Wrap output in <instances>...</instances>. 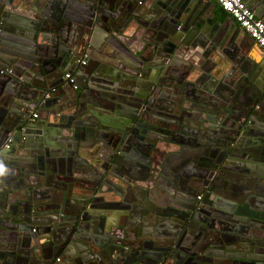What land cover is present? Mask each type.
<instances>
[{"label": "water", "instance_id": "water-1", "mask_svg": "<svg viewBox=\"0 0 264 264\" xmlns=\"http://www.w3.org/2000/svg\"><path fill=\"white\" fill-rule=\"evenodd\" d=\"M214 9L213 0H0V264H264V52ZM102 51L114 63L100 61L106 75L94 85L80 60L95 69ZM133 58L150 68L146 79ZM72 71L85 93L65 84L46 98ZM163 71L173 73L169 97L152 92ZM185 141L205 153L192 145L199 168L184 172L189 191L170 205L180 214L151 200L174 196L146 171L140 201L155 208H142L134 235L127 197L139 196L121 169L133 160L138 171L147 157L156 168L164 154L186 160ZM148 226L150 237L139 234ZM129 233L143 247L170 246L135 250Z\"/></svg>", "mask_w": 264, "mask_h": 264}, {"label": "flooded vegetation", "instance_id": "flooded-vegetation-1", "mask_svg": "<svg viewBox=\"0 0 264 264\" xmlns=\"http://www.w3.org/2000/svg\"><path fill=\"white\" fill-rule=\"evenodd\" d=\"M160 38H163L162 35H160ZM170 50H172V47L169 48ZM103 53H96L93 55L96 56V59L97 61H95V69L93 67H88L92 64V61L91 60H83L84 61V65H82V67H86V71L88 74H90L89 76L91 77L92 79V83L94 85H97V82L99 81V77L102 76V75H106V72H103L101 70L96 71L98 69V66L99 67H102L103 64L101 62H104V63H114L113 60H111V57H107L105 54H104V51H102ZM86 57V56H85ZM81 61V60H80ZM101 61V62H100ZM131 63L134 65V75L135 74H138L136 79L138 80L141 75H143L144 79H146L147 77V72L146 70L150 69L149 67H144L142 66V63L140 60H138L137 58H133L131 60ZM174 64L175 65H180L179 61H178V58L174 59ZM123 66L121 65V68L122 69ZM126 68H124L125 70ZM137 70V72H136ZM149 71V70H148ZM10 72V71H9ZM101 72V73H100ZM72 76L73 78L75 79V83H76V88L74 89L72 87V89L74 90L75 93H80V92H83L82 89H80L79 85L80 84H84V82H79L80 84H78L77 82V78H76V75H75V72L72 71ZM99 73V74H98ZM124 73V72H123ZM140 73V74H139ZM172 75L173 73H171L170 71L168 73H166V71H163L160 75L157 76L156 78V83L152 89V92H154L156 95H162V96H171V93H173V82H172ZM63 81V80H62ZM161 81V84L163 85V87H160L159 86V82ZM114 82H112L111 84H113ZM66 83L63 81V84L61 85H58V86H55V87H52L48 90V97L49 98H52V97H56V96H59L60 93H63L64 91H62V87L63 85H65ZM66 93V92H65ZM85 93V91L83 92ZM97 93V92H96ZM94 93V96H95V100L98 101V102H101V99H98L96 97V95H98L99 93ZM63 95V94H62ZM191 98H193V95H191ZM90 108L93 112V114L95 116L97 115H100L99 117H101L102 113H101V110L99 109V107L94 104V103H90ZM32 113H30V121H35L36 119H32ZM35 113L37 114V117H38V113L35 111ZM128 115L132 116L134 115V111L133 110H127L126 112ZM104 116V115H103ZM211 132V131H210ZM107 142L110 143L111 140L109 139H106ZM185 144L187 145L186 147H184L186 150L184 151V154L186 155L185 158H187L186 160H183L184 158H180L182 157L181 154H177L175 156H178L176 158H174L176 161L174 163H166V160H164V158L166 157V154L164 155H160L158 157V164H157V167L155 168L154 165L152 166L151 164L149 165V167H147V164L146 163H151L150 162V159L147 157L146 161L145 158L144 159H139L143 165H141L142 167L139 166V170L138 171H134L132 173H130V170L132 169H135V165L136 163L131 160L128 162L125 163V166L121 169V173L119 174L121 176L122 174V178L124 180H127V182H122V184L126 187H131L133 189L130 188V190L128 191V193H130L132 190H134V188L136 189V192L139 196L138 199L134 198V197H131L130 195L127 197V199L130 200L131 203L134 204V206L132 205V209H129V212L131 213L132 215V218H131V224L133 226V234L135 235L138 231V228H136L134 226V224L136 223H139L140 222V218L142 217L141 216V212H142V208L143 207H147V208H155V207H152V205L150 203H144L142 205V202L140 201L144 196H145V187H143V181H138L137 179L139 180H144V177H139L140 175L143 176L145 175L146 171H149V172H152L153 173V177H152V181H151V185H154L155 186V182H159L158 184L160 183H164V188L166 191H168L167 193H171L172 196H174V198L170 199V197H168L167 195L166 196H158V194L156 195V198L154 196H152V193L150 192L149 193V197H151V200H152V197L154 200H158V203H160L161 205H166L164 208L160 209L161 212H164L166 213V211H172L176 214H180V211L178 209H173L170 207L171 204H175V205H181L182 203V195H183V192H188L189 189L187 187V180L186 179H182L183 175H184V172L188 175H194L197 173V170L199 168V159L196 158V159H192L196 156L197 154V151L192 147V145H195L196 147H198V150H199V147L201 149V151L203 153H205V150L203 148H201V143L197 142V141H194V142H191V141H185ZM188 150H189V153H188ZM157 156V152H153L152 153V160H156V157ZM174 156V155H173ZM171 156V158L173 157ZM170 158V159H171ZM191 158V159H189ZM129 163V164H128ZM134 165V166H132ZM164 166V167H163ZM184 166L187 167V171L185 170ZM152 167V168H151ZM171 169V171H170ZM165 176L167 175V177L170 179V182H165L161 176ZM178 175H181L180 177ZM134 176V177H133ZM141 178V179H140ZM189 178V177H188ZM129 180H131L132 182H130ZM137 180V181H136ZM137 182V183H136ZM192 184H196L195 181H191ZM138 184V185H137ZM118 190H120L118 187H117ZM127 193V194H128ZM195 198H193V200H201L202 196L201 195H196L194 196ZM171 200H173L175 203H173ZM192 200V201H193ZM172 206V205H171ZM123 210V209H122ZM123 220V223L126 222V219H122ZM172 225V223H169ZM170 229H165L163 227V229H158V233L157 234H161V236L163 235H167V234H171L173 235L174 232L176 230H178V226L175 225V227H169ZM154 232L153 229H152V226H148V227H140L139 228V234L141 235H146V236H149L151 235V233ZM132 233H129V237L133 240H137L134 244V246L136 247L135 250H140L142 251V249L146 248V250H160L161 246L163 245L162 243H158V247L155 248L154 245L152 243H148L146 247H143L141 245V242L139 241V239L137 237H135ZM140 235V237H141ZM144 245V244H143ZM170 246V242L168 243H165L163 245V248L164 250L166 248H168ZM145 251V250H143Z\"/></svg>", "mask_w": 264, "mask_h": 264}, {"label": "built area", "instance_id": "built-area-1", "mask_svg": "<svg viewBox=\"0 0 264 264\" xmlns=\"http://www.w3.org/2000/svg\"><path fill=\"white\" fill-rule=\"evenodd\" d=\"M220 9L226 13L235 24L242 30V32L250 38L253 42L255 48L264 51V21L258 18L255 12L250 9L244 0H214ZM81 65H84V61H80ZM62 80L76 88L75 79L72 76V73H65L62 76ZM46 98L48 95L46 94ZM32 119L37 118L36 113H32ZM8 144L5 145V148H8ZM60 259H56V262H59Z\"/></svg>", "mask_w": 264, "mask_h": 264}, {"label": "crops", "instance_id": "crops-1", "mask_svg": "<svg viewBox=\"0 0 264 264\" xmlns=\"http://www.w3.org/2000/svg\"><path fill=\"white\" fill-rule=\"evenodd\" d=\"M207 1H209V0H207ZM259 1H261V0H244L246 5L250 9H252L256 14H258L261 17L260 19H262L264 21V5L259 3ZM213 3L215 4L214 12H215L216 16L218 18H220L222 16L225 20H227V23L232 28V30L238 31L241 34L242 38L245 40V42H247L257 53H260V55H261L264 51L257 49V48H254L255 46H254L253 42L250 40V38L248 36H246L244 33H241L242 30L236 24H233L231 22L230 17L220 9V7L216 4V2L214 0H213ZM33 113H35V111ZM56 259H60V256H57L56 258H54L52 261V264H60V260H59V262H56L55 261Z\"/></svg>", "mask_w": 264, "mask_h": 264}, {"label": "clouds", "instance_id": "clouds-1", "mask_svg": "<svg viewBox=\"0 0 264 264\" xmlns=\"http://www.w3.org/2000/svg\"><path fill=\"white\" fill-rule=\"evenodd\" d=\"M5 168L2 164H0V176L4 175L5 174Z\"/></svg>", "mask_w": 264, "mask_h": 264}]
</instances>
